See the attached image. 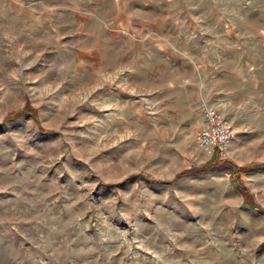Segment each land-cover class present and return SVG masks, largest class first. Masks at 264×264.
I'll return each mask as SVG.
<instances>
[{
    "label": "rangeland",
    "instance_id": "374dc122",
    "mask_svg": "<svg viewBox=\"0 0 264 264\" xmlns=\"http://www.w3.org/2000/svg\"><path fill=\"white\" fill-rule=\"evenodd\" d=\"M0 264H264V0H0Z\"/></svg>",
    "mask_w": 264,
    "mask_h": 264
},
{
    "label": "built area",
    "instance_id": "2783aa9c",
    "mask_svg": "<svg viewBox=\"0 0 264 264\" xmlns=\"http://www.w3.org/2000/svg\"><path fill=\"white\" fill-rule=\"evenodd\" d=\"M233 136L230 123L217 109L211 106L201 108L200 122L193 129L192 137L207 158H226Z\"/></svg>",
    "mask_w": 264,
    "mask_h": 264
},
{
    "label": "trees",
    "instance_id": "16d2710c",
    "mask_svg": "<svg viewBox=\"0 0 264 264\" xmlns=\"http://www.w3.org/2000/svg\"><path fill=\"white\" fill-rule=\"evenodd\" d=\"M25 109H21V110H19V111H24ZM241 191H242V193L245 195V199H247L248 198V195H247V192H246V190H245V188L243 187H241ZM248 200V199H247Z\"/></svg>",
    "mask_w": 264,
    "mask_h": 264
}]
</instances>
